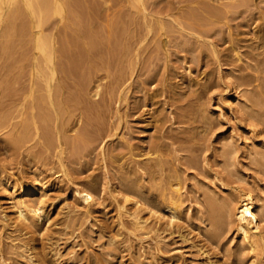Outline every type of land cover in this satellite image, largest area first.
<instances>
[{"label": "rangeland", "instance_id": "1", "mask_svg": "<svg viewBox=\"0 0 264 264\" xmlns=\"http://www.w3.org/2000/svg\"><path fill=\"white\" fill-rule=\"evenodd\" d=\"M96 1L103 17L93 29L107 35L96 47L101 55L81 52L80 40L77 53L62 57L71 76L61 79L65 104L49 111L54 122L31 110L34 50L20 49L10 61L0 50V264H264V249L249 248L234 217L210 238L199 215L205 196L236 205L244 188L264 202V0H144L154 30L147 34L141 22L127 41L125 64L115 59L124 28L119 38L109 36L106 16L129 20V4ZM175 182L182 213L170 224L168 209L157 204ZM20 183L39 188L30 201H46L51 223L43 220L32 232L13 226L12 194ZM88 185L97 200L87 206L77 189ZM136 200L147 206L141 215L155 208L161 220L153 216L147 228H135Z\"/></svg>", "mask_w": 264, "mask_h": 264}, {"label": "bare ground", "instance_id": "2", "mask_svg": "<svg viewBox=\"0 0 264 264\" xmlns=\"http://www.w3.org/2000/svg\"><path fill=\"white\" fill-rule=\"evenodd\" d=\"M145 1L144 0H127L129 7H130V9H129L128 6H126L129 9V12H128V15H129L128 17L130 18L129 20H124V17H126V14L116 15L117 14L116 13L115 14L116 16H114V17L112 16V19L109 18V16H110L109 14L108 15L106 14L107 15L106 19L109 20V24L107 22H105L109 25L107 28L108 29L107 34H109V36L113 35L115 38H117V37L119 38L118 27H119V25H121L122 28H124L123 29L124 31L123 30L121 31L122 33L120 34V37H121V35H126L125 36L126 39H125V37H123L122 38L123 40H119V41H122V43L117 41V42H119L121 47L119 48L118 51L116 50L118 58L116 57L115 59H119L118 61L120 64H122L123 62H124V64L126 63L124 61V58H125V56H127L128 45L131 43V42L128 43L127 41L130 40V37L135 35L137 28L139 29L140 26L141 27L143 26L142 25L143 23L141 24V22L144 21V23L146 24V26H147L146 28L148 29L147 34H150V32L152 30H154V26L152 27L153 24L151 23V21L153 19H155V17L153 15L147 13V8H146L147 6L145 5ZM106 2L109 3L110 0H108ZM98 3H101V2L98 1ZM126 3H124V4H126ZM96 4L97 3H95L94 0H80V1L79 0H0V27H2V29H1L2 32H0V36L2 37V39L0 38L1 39L0 40V50H1L2 55H1V53H0V55L2 56V58L5 57L6 60L8 59V61H10L11 57H13L14 59L17 58L15 55L19 54L17 52H19L20 49H21V52L24 49H28V48H31L34 50V51H32L34 53H33L32 64H30L31 65V68H30L31 72H30V79H29V89H27V92L29 90L28 94H29V97L31 98V100L29 99V101L32 102V109L31 110H33L35 108H39L40 111L43 110V114L41 116V117H43V119H41V120H44V123L46 120H47L46 122H48V120L53 121L54 120L53 115L56 113L54 111H57V113H58V109H60L61 104L64 103L63 102L64 98H65L64 94H66L65 90L67 91V89H65V86L62 83L61 79L71 76V69L68 66L72 67V65H71V63H69L70 65L69 64L67 65L64 60L62 61V57L67 58L69 55L71 57L72 51L77 49V47L75 46L76 48H74L73 45H75L76 42L79 43V41L81 40L83 42V44L80 46L78 44H76V45L79 46V49L81 50V52H82V50L85 51L87 53V56H90V58H91V55L94 56L93 55L94 51L96 52L98 50L96 47H100L101 42H103V41L100 42L101 37L104 38L107 36V35H105L106 34L105 31H104L105 34L103 32H101V31H103V30H101L103 28H100L101 31L98 28H97V31H95L93 29L95 27H100V26H98L99 23L97 26H95V24L97 23V20H96L97 16L100 17L101 20L103 17V16L101 17L99 15V13H98L99 11L97 9L98 6L100 7L101 5L98 4V6H97ZM146 4H147V2H146ZM131 9H133V10H131ZM113 11H115V10H113ZM105 12H106V10H105ZM105 12H103V14H101V15H104ZM140 15H142V17ZM160 16L161 15H159V18L156 17V20L158 21L157 23H159L160 29L162 30V28L165 26V21H164L165 19L162 18V16L161 17ZM139 18H140V20H139ZM174 18H176V17H174ZM101 25H103L102 22H101ZM105 26L107 27V25H104L102 27H105ZM123 26H125V27H123ZM134 29H135V32L133 31ZM132 32H134V33H132ZM139 32H141V31H138V33ZM1 33H2V35H1ZM101 33L104 34L105 36L102 35L100 37ZM19 34H21L23 37V40L21 39V41H20V39H19V41H17L18 39L16 36ZM132 34H134V35H132ZM140 34H138V35H140ZM143 34H145V33H143ZM143 34L139 36L140 39H141V36H143ZM114 37H112V38H114ZM145 37H146V35H145ZM99 38H100V40H99ZM140 39H139L138 43H140ZM142 42H143V39H142ZM73 48H74V50H72ZM130 49L131 48H129V50ZM100 50H102V49H100ZM76 51H74V52L77 53ZM97 52H96V55L98 54ZM83 54L84 53H82V55ZM21 55H22V53H21ZM131 56H132V54H131ZM131 56H129V57H131ZM98 57H97V59H98ZM84 58H85V56H84ZM100 58L102 59V57H100ZM21 59H23V58H21ZM80 59L81 58H79V60ZM101 59H99V62ZM91 61H92V59H91ZM93 61H95V59ZM18 62H19V60H18ZM18 62H17V65L19 64ZM23 62H24V60H23ZM94 63H97V61ZM72 64H74V63L72 62ZM90 64H91V62H90ZM97 64L100 65V63H97ZM101 64H103V61L101 62ZM9 65H8V67H9ZM17 65L14 64V67H13L14 71L15 70L18 71V69H16ZM91 65H93V64H91ZM96 65L94 67L98 66V65L97 66ZM26 66H27V64H26ZM22 67H23V65H22ZM118 67H120V66H118ZM123 67H125V65ZM21 70L22 69H20V71ZM119 72L122 73L123 71H119ZM72 75H74V74H72ZM81 75H82V73H81ZM13 76H15V75L13 74ZM116 77H118L117 74H116ZM16 78L17 77L15 76V78H13V80ZM6 81H9V79H6ZM4 82H5V79H4ZM81 83H82V81H81ZM98 87H99V85H98ZM68 88H69V86H68ZM38 91L42 92V93L38 94V96H37L36 92H38ZM83 91H84V88H83ZM80 93H77L76 96H78V94H80ZM68 94L69 93H67V95H66L67 99H69ZM27 95H26V97H24L23 102H26V100H28L29 97ZM75 98L76 97H74V94H73V99L76 100ZM65 101L67 102L68 100H65ZM31 102H29V103H31ZM29 103L27 101V106ZM23 106H24V104H23ZM25 106L23 108H25ZM50 109L53 110V113H54L53 115L49 114ZM37 115H38V113H37ZM59 115H60V113H59ZM56 116H54V117H56ZM39 117H40V114H39ZM36 120H37V118H36ZM36 120H34V121L37 122ZM53 122H51V123H53ZM48 124L49 123H47V125ZM55 124L56 123H54V125ZM36 126H37L36 127L37 130L40 129V128H38L37 124H36ZM56 126H57V129L60 128V126L59 127H58V125H56ZM26 128L28 129L29 127H26ZM50 129L52 130V128L48 129L46 127L44 129L45 133H46V131H48ZM29 130L30 129H28V132H29ZM38 131H36V132H38ZM50 131H48V135L49 134L51 135L52 131L51 132ZM58 131H60V130H58ZM30 132H31V130H30ZM52 135H53V132H52ZM24 136H25V132H24ZM51 136L48 139L50 141L51 140L53 141V138ZM80 137H79V139H80ZM54 140H55V138H54ZM160 165L161 164H159V166ZM168 181H169V179H168ZM138 182H139V180H138ZM167 183L169 185L170 182H166V184ZM180 183L181 182H179V183L175 182L176 188L170 190V192H168L167 194L165 193V192H167V190L164 191V188H163L164 193L163 194L160 193L161 196L159 195L160 197H158V204L157 205L163 206L164 208L168 209L169 223L170 224H173L176 220L181 218V213H182L181 208H182V201L183 200L181 198L182 197L181 196V188L179 186ZM170 184L171 185H169V187L170 186L173 187L174 184H172V182ZM169 187H167V188H169ZM79 188L77 189V192H78L77 197H79L83 203H85V204L87 203V206L89 203H92L95 200H97L95 197V191H94L93 187L88 185V186H83V188H80V189ZM244 189L241 192H238V194L236 195V199H237L236 205L235 204L232 205L231 202L229 201V199L227 197H224V196L219 198V199L216 196L217 199H215V196H213L214 197L213 198V197H210L212 195H210V196L204 195L207 198V200L205 201L206 202L205 204L207 206H205L204 210H200V214H199V212H198V214L200 215V218L202 219V221L204 223H206L205 228H204V233L206 236H208L210 238H217L219 236V234L229 224V222H231V217H234L233 220L236 224V230L242 236V239L249 245V248L255 252L260 251V250L262 251V249H264L263 248L264 247V204H263L264 202L263 203L259 202L260 200L257 198L254 191L246 190V189L244 190ZM38 191H39V188L30 187L29 185L24 184V183H20L19 188L17 190H14V192H13L14 194H12L13 198L11 201V204H12L11 209L13 210V216L10 217L11 222H12L14 227H21L25 230L32 232L33 227L37 226V224H39L43 220H45L47 223H51L52 212L48 208L46 201L42 198L37 203H31V201H30V198L32 197V195L37 193ZM143 192H144V194L147 195V197H148V195H150L149 193L147 194L148 190H143L142 193ZM134 193H135V191H134ZM131 200H132V198H131ZM128 201H130L129 194H128V196L127 195L125 196V202H128ZM136 204H137V207L135 208V210L133 212L130 213V217L133 218L135 228L136 227L145 228L146 226H148L149 220L153 216L155 217L156 221L161 220V215L158 213V209L150 208L149 209V212H150L149 216H143V215H141V211L146 209L147 206L145 207L143 205V203H141L138 200H136ZM32 252H34V251H32Z\"/></svg>", "mask_w": 264, "mask_h": 264}]
</instances>
